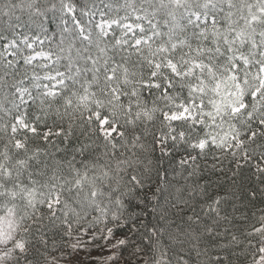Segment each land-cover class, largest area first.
Segmentation results:
<instances>
[{"label":"snow or ice","instance_id":"1","mask_svg":"<svg viewBox=\"0 0 264 264\" xmlns=\"http://www.w3.org/2000/svg\"><path fill=\"white\" fill-rule=\"evenodd\" d=\"M0 264H264V0H0Z\"/></svg>","mask_w":264,"mask_h":264}]
</instances>
